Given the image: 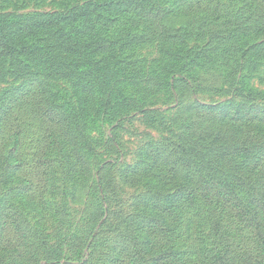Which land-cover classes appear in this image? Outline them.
<instances>
[{
    "label": "rangeland",
    "instance_id": "374dc122",
    "mask_svg": "<svg viewBox=\"0 0 264 264\" xmlns=\"http://www.w3.org/2000/svg\"><path fill=\"white\" fill-rule=\"evenodd\" d=\"M74 1L0 0V11L29 14L14 21L30 24L44 21L35 13L68 9ZM89 8L55 26L49 18L24 37L41 52L19 54L25 69L0 87V112L14 97L38 94L9 118L20 127L14 175L8 157L16 129L0 135V264H144L142 252L147 263L159 256V264H264L259 0H133ZM75 30L82 40L69 43L86 48L80 54L64 49ZM45 57L54 58L53 68ZM114 88L117 101L108 97ZM149 151L191 172L196 194L187 195L190 180L163 183L133 171L153 162L145 158ZM106 161L115 166L104 223L106 216L96 217L102 183L95 168ZM183 183L187 191L169 203ZM231 187L244 205L260 207L258 227L219 196ZM116 227L125 234L118 236ZM130 239L138 243L134 252Z\"/></svg>",
    "mask_w": 264,
    "mask_h": 264
},
{
    "label": "trees",
    "instance_id": "16d2710c",
    "mask_svg": "<svg viewBox=\"0 0 264 264\" xmlns=\"http://www.w3.org/2000/svg\"><path fill=\"white\" fill-rule=\"evenodd\" d=\"M126 1H130L132 2L133 0H105L103 2H99V3H87L84 2L83 0H76L74 2H77V5L74 6H70L68 9H54L52 11L49 12H37L35 13L33 16H43L44 21H31L30 24L25 23V21L22 22H17L14 21V19H20L21 16L27 17L29 14L26 15H20V14H15V13H10V12H6V11H0V87L5 85L6 83L9 82V80L13 79L12 77V73L13 76L15 74V72H19L20 69H25L22 68V60L19 59L17 56L19 54H25L26 52H41V48H39V45H35V43L30 42V45H26L23 42L24 37H31L37 34V29H41L43 27H45L46 25V21L51 18V23L52 26H55L53 24H55V22H67L69 21V19H71L73 16L79 15V17H83V15L87 14V12H89L90 8L89 5H97V6H102L106 9L109 8H113L116 7L120 4H124ZM83 2V4H82ZM199 1H195L194 4L192 5H196ZM196 3V4H195ZM82 4V5H80ZM199 4V3H198ZM62 5H60L59 8H61ZM200 6V5H199ZM259 6L261 9V18L259 20V24L262 25L264 23V0H259ZM200 10H205V7L201 8L200 6ZM14 25H18L17 32H13L11 31L12 26ZM75 34L71 35L70 38L69 36L66 35V37L69 39V41L64 44V49L65 50H69L71 53H77L80 54L82 52L83 49H86L82 46L77 45L76 43H74L75 48L74 50L72 49V47L70 46L71 43L70 40L71 39H75V40H82L81 38V32L78 30H75ZM21 40V41H20ZM63 45V43L61 44V46ZM82 49V50H81ZM44 63L46 65V68H48V66H50V69L53 68L52 64L54 63V58H49V57H45L44 58ZM18 74V73H17ZM37 91L36 90H31L25 94H23L22 96H20L21 98L18 97H14L11 100V103L4 109H1L0 112V135L5 134V129L10 128V132H12L11 129H16V131L10 133L11 137H13V146L14 148H12L11 150V154L8 157V168L10 171H12V174L14 175L16 170L13 169V167L10 164V161L13 160L15 161L14 157L15 154L17 152V149L19 147V143H18V137L20 135V127L17 124H13L11 123V121L9 120V118L11 117V115L13 114V112L15 110H17V108H19L21 102H25L23 100H33L35 102V100L37 101ZM120 93L114 88V91L111 92L110 95H108V97H114L113 100L117 101L118 98L120 97ZM123 98V97H121ZM123 101H126L127 103V99L123 98ZM32 101V103H29V105H32L34 102ZM27 103V102H25ZM103 104H105V107H108L111 105L109 98L107 100V102H103ZM34 108V104L32 106ZM44 115H46L47 117H50L49 114L43 113ZM62 118V116H60ZM52 120V119H51ZM152 151L146 152L145 153V158L146 159H153L152 163H147L145 162L142 166H137V168H134L133 171H140L142 172V174L145 177L150 176L151 178H156L158 179L160 182L163 183H173V179L174 178H183L184 180H190V184L192 185V192L187 191V184L183 183L179 186L176 187V191L174 194L168 196L169 199V203L170 200L173 199L177 193L182 190V191H187V195L189 197H191V194L194 195L197 192V184H196V177L192 174V176H190L191 172H187L185 173V171H183V168H176L175 164L177 163V160H171L170 162H166L164 159H162V155L158 154V152L155 153H151ZM115 166V161H106L102 164H100L97 168H95V171H97V175L99 176L100 179V184L102 183V185H100L98 192H99V196L100 199L98 200L99 205L97 208V212H96V217L98 218L97 220L100 221L102 219V217L106 216V220L104 221L107 222L108 216L111 213L110 211V207H109V200L106 197V187L108 186V189L110 188V179H112V176L110 175V170L111 168H113ZM179 166V163H178ZM215 167V166H213ZM214 172L217 171V168H211ZM179 170V172H178ZM193 170V169H192ZM105 174V175H103ZM107 175V176H106ZM216 178V177H215ZM113 180V179H112ZM103 181H105L106 183H104ZM225 181V180H223ZM208 184V183H207ZM149 185H147L146 188ZM225 187H227L226 185H224ZM154 187V186H153ZM156 188L153 189V192L156 193L155 191ZM228 189V187H227ZM28 190V189H27ZM206 191L209 190V188L204 189ZM230 193H223L222 191L219 192V196L222 198H226V202L227 203H231L233 205V207H237L240 209L239 212V217L242 219H246V222L248 224H251L254 227H258L259 226V218H256V212L259 211V208H251L249 205H244L242 201H240L235 194L233 193V188L231 187ZM206 198H210V196L208 194L204 195ZM203 196V197H204ZM229 196V197H228ZM204 197V198H205ZM145 199H143L141 202H144V204H147L146 201H144ZM148 205V204H147ZM173 205V204H172ZM150 206V205H148ZM163 210H166V215L170 214L172 212L170 207H164ZM123 220V222H125V219L121 217V221ZM159 220H164L163 215L160 214ZM97 221V223H98ZM122 222V223H123ZM94 225L91 227L93 228ZM158 229V228H157ZM116 232L117 235L121 237L122 234L124 233H120L118 231V228L116 227ZM164 230V228H163ZM153 231H155L153 229ZM95 240V239H94ZM133 239L129 240V243L132 246V251H135V246H137V242L136 239L134 240V242H132ZM135 243V245H133ZM146 244H149V241L146 240ZM138 251H142V249H138ZM140 258L142 260L141 263L144 262V264H149V263H153V264H159L158 262L160 261V257L157 256L156 259L153 258L152 262L147 263V257L145 256V254L142 252ZM138 262V261H137ZM48 263V262H47Z\"/></svg>",
    "mask_w": 264,
    "mask_h": 264
}]
</instances>
